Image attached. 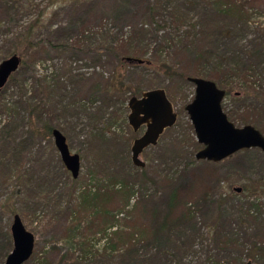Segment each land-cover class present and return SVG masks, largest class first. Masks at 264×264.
<instances>
[{"label":"rangeland","instance_id":"374dc122","mask_svg":"<svg viewBox=\"0 0 264 264\" xmlns=\"http://www.w3.org/2000/svg\"><path fill=\"white\" fill-rule=\"evenodd\" d=\"M248 3V31L228 33L229 51L236 47L250 51L264 27V0ZM119 4V0H0V63L10 57L5 54L17 33L37 24L32 33L36 45L24 59L28 66L16 74L20 82L28 79L27 96L20 95L11 80L0 95V103L10 108L0 112V264L13 249L12 238L10 247L3 236L11 237L16 214L36 238L34 253L25 264H72L66 257L83 256V237L89 239L86 249L97 254L105 244L103 227L114 222L125 238L135 235L131 244L140 240L136 246L145 255L169 249L171 264H264L263 152L247 149L218 163L197 160L202 146L186 111L196 90L188 78L211 80L228 92L223 109L229 119L237 127L252 125L264 135V66L247 74L237 66L216 68L200 57L199 45L162 42L164 31L153 26L148 29L149 44L128 43L127 48L145 54L143 60L166 62L171 70L161 68V62L120 64L107 54L103 35L108 32L126 44L131 26L145 20L150 1L131 0L122 9L128 13L115 21ZM203 7L192 8L191 22L203 16ZM217 26L210 24L209 29ZM235 51L229 56L239 63L242 59ZM118 74L142 92L164 89L178 116L158 144L141 154L142 168L132 162V146L146 128L134 131L128 104L104 91ZM57 82L60 89L54 88L48 97L45 87ZM35 96L43 116L27 118L24 101ZM46 123L60 129L72 153L80 155L77 179L62 162ZM7 124L17 127L11 139L5 135ZM124 186L129 196L121 193ZM88 190L94 206L84 208L80 197ZM97 190L109 194L106 202L94 198ZM104 210L109 214L105 216ZM188 210L195 216L192 223L184 218ZM220 215L221 226L230 233L227 237H217L212 227ZM155 237H162L163 244L152 243ZM120 255L108 264H122Z\"/></svg>","mask_w":264,"mask_h":264},{"label":"trees","instance_id":"16d2710c","mask_svg":"<svg viewBox=\"0 0 264 264\" xmlns=\"http://www.w3.org/2000/svg\"><path fill=\"white\" fill-rule=\"evenodd\" d=\"M130 1L131 0H119L120 4L117 6L118 8H121V10L115 13L113 20L118 21L123 15H125L124 14L125 12L128 13V11H123L122 9L126 10L127 9L126 7L130 5ZM149 1H150L149 10H148V14L144 18L145 20H143V23H138L131 26L130 36L129 37L126 36L124 39L127 42L126 44H124V41H122L121 43V41L119 42L115 37L109 36L108 32H106V34L103 35L107 43V45L105 44L106 45L105 50H107V54H112L114 57H116L119 60L120 64H125V63L132 65L135 64V63L127 62L126 61L127 58H135L141 60L144 59L145 54H143L142 57L137 52L135 53L129 52L131 48H127V47L133 43H138V46L146 45L145 43L149 44L147 40V36L150 35L149 34L150 32L148 29L153 26L156 27V29H158L159 31L161 30L164 31L165 38H163L162 42L169 40L171 41L180 40V42L183 45H185V47L190 45L187 48L191 46L195 47L199 45L198 48H201L202 50V54L200 55V57L206 59V61L212 62L216 66V68L225 67V69L227 70H231V69L237 70L236 68L237 66L242 73L247 74L252 70L260 69L261 67L264 66V27L259 28L260 29L259 35H257L258 37H256L253 40L250 51H247L246 47H242V48L236 47V49L230 50L231 52H233V50H236L235 53L240 55L242 59L240 62L242 63L235 62L236 63L235 65V63H233L232 61V58L229 56L231 52L226 49L228 33H233V31L237 30V32L241 34L242 33L246 34V32L248 31L247 22H246L247 6L249 4L248 0H149ZM201 4H204L203 16L199 20H197V22H191L188 13L192 11V8L193 10L194 8H199ZM221 23L225 24V26L222 27L223 24L221 25ZM175 24L178 25L176 26ZM210 24H215V26L219 25L220 27L217 26L214 29L211 28L209 29ZM226 24H230V25H226ZM188 25L190 26L189 30L183 32L184 27ZM1 26H2V21L0 20V27ZM36 26L37 24L32 23L28 27L23 28L24 31L17 33V35L12 40V45L10 46L9 51L5 54L6 55L5 57L18 55L21 57V59L23 58L20 70L16 73L17 75L19 72L22 73L24 71L23 67L25 68L28 66L27 65L28 63L24 59L28 51L31 50L32 47H35L36 45L32 38V33L36 29ZM184 33L185 35H183ZM108 42L110 44H108ZM119 43L123 45H119ZM128 43L129 45H127ZM209 44L212 46H209ZM113 46H116V48ZM117 50H120V52H117ZM215 50L218 51V54L217 53L214 54ZM143 61H144L143 64H147V65L151 64L153 66L154 65L156 66V64L161 62L160 60H156V59L143 60ZM240 65L243 66L241 67ZM160 66L161 68L171 70V68L166 64V62H161ZM173 73H177V72H173ZM16 74L10 80L15 84V88L17 89V92L20 95L27 96L28 90L26 88H27L28 79L24 80L23 82H20ZM113 78L114 79H111L108 82L106 89L104 91L107 95L117 98L124 105H127L131 98L140 97L144 93L132 87L128 83H126L122 75L118 74V76H116L117 80H115L116 79L115 77ZM54 88H56L57 90L60 89L59 82H57V85H52L49 83L47 87H45L48 97H50L51 94L54 93L53 91ZM226 93L228 94V92ZM24 103L26 104L25 111L27 114V118H34V116L37 114H38L37 117H40L41 113L43 116L44 111L41 110V106L38 103L36 96L31 97V99H27L26 101H24ZM8 110H10L8 105L0 103L1 113L8 112ZM16 115L17 113L15 114L14 120L16 119ZM44 128L48 133V135H52L53 130L58 129L53 127L52 125H48L47 123L45 124ZM4 129L7 130L5 133L6 137H8V139L9 138L11 139V135H13L17 127L14 126L13 124H7L6 126L4 125ZM196 145L198 146V144ZM17 153L18 152L15 149V151H13L14 156ZM126 191H127V187L124 186L123 189L121 190V193L123 194L127 193V195L129 196L130 192H126ZM91 194H92L91 190L82 192L80 198L82 199L81 202L84 204V208L86 205L94 206V201L90 200ZM98 197L101 198L102 200H105L106 202V200L109 197V194L101 195L100 191L97 190V195H94V198L96 199ZM95 207L98 206L96 205ZM100 210H101L100 207H98L97 209L98 213H101ZM103 212H105L104 214L105 216L106 214H109L105 210ZM116 216L118 215L114 214V216H112L114 220L116 219ZM184 218L186 221H188V223H192V221L195 219V216L193 215L192 211L188 210ZM220 218H222V215H220L217 218V220L214 222L212 227L214 228L217 237L218 236L227 237V235L229 236L230 233L227 234L226 227L221 226ZM117 223L118 222H114V224L112 225H106L103 227L101 233L103 239H105V244H104V248L101 249L97 254L91 253L90 250L86 249L89 246L88 245L89 239L86 237L87 238L86 240L85 237L82 236L83 243H81V246L83 250H81V252L83 253V256L81 255V257H78L76 259L73 257H66V258H69L70 262L73 260L72 264H108L111 261V258H117V256L115 255L116 254L119 255L120 253L122 264H171V260L169 258H171L172 252L169 249H164V247H161V249H159V252L157 254L150 256L145 255V253L141 252V249L136 246L141 243L140 240L137 244H131V240L134 239L135 235H131L129 238H125L123 236L124 233L122 231V228L117 229L118 227ZM193 229L194 230L196 229V222H194ZM3 238L5 239V242H7V245H10L11 247L12 241L10 235L5 234ZM73 238H77V236L74 237L73 235L72 239ZM153 242L163 244V238L155 237L152 243ZM8 255L9 253L6 254V256ZM89 256L90 258H87ZM87 259H90V261Z\"/></svg>","mask_w":264,"mask_h":264},{"label":"water","instance_id":"95a60500","mask_svg":"<svg viewBox=\"0 0 264 264\" xmlns=\"http://www.w3.org/2000/svg\"><path fill=\"white\" fill-rule=\"evenodd\" d=\"M127 62L143 64L141 59L127 58ZM22 59L13 55L0 63V95L10 79L18 72ZM189 82L196 87L193 101L186 106L194 128L196 140L202 148L196 153L197 160L222 162L240 151L258 148L264 155V135L254 126L237 127L223 109L226 91L211 80L189 77ZM130 113L129 125L134 131L145 127V133L136 139L132 146V162L137 167H144L141 154L147 148L156 146L169 128L175 126L178 120L171 100L164 89H152L140 97H133L128 103ZM55 146L66 169L73 179L80 176L81 157L72 153L66 136L59 130L52 132ZM240 191L239 189H237ZM13 249L4 264H25L34 253L36 238L29 231L22 218L16 214L11 225ZM246 264H255L251 261Z\"/></svg>","mask_w":264,"mask_h":264},{"label":"flooded vegetation","instance_id":"af4514ba","mask_svg":"<svg viewBox=\"0 0 264 264\" xmlns=\"http://www.w3.org/2000/svg\"><path fill=\"white\" fill-rule=\"evenodd\" d=\"M226 95H227V93H226Z\"/></svg>","mask_w":264,"mask_h":264}]
</instances>
